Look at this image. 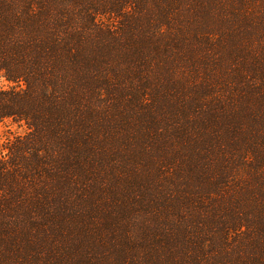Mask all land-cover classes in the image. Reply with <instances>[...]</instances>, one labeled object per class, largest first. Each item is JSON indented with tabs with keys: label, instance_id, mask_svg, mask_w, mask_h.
Listing matches in <instances>:
<instances>
[{
	"label": "trees",
	"instance_id": "trees-1",
	"mask_svg": "<svg viewBox=\"0 0 264 264\" xmlns=\"http://www.w3.org/2000/svg\"><path fill=\"white\" fill-rule=\"evenodd\" d=\"M0 264H264V0H0Z\"/></svg>",
	"mask_w": 264,
	"mask_h": 264
},
{
	"label": "rangeland",
	"instance_id": "rangeland-1",
	"mask_svg": "<svg viewBox=\"0 0 264 264\" xmlns=\"http://www.w3.org/2000/svg\"><path fill=\"white\" fill-rule=\"evenodd\" d=\"M0 86L2 88L8 87V83L4 79H0ZM26 132V128L23 125H17L10 121H0V145L6 138L12 134H23Z\"/></svg>",
	"mask_w": 264,
	"mask_h": 264
}]
</instances>
